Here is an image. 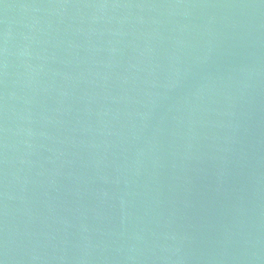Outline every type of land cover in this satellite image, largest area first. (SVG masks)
Segmentation results:
<instances>
[{"label":"water","instance_id":"1","mask_svg":"<svg viewBox=\"0 0 264 264\" xmlns=\"http://www.w3.org/2000/svg\"><path fill=\"white\" fill-rule=\"evenodd\" d=\"M2 264H264V0H0Z\"/></svg>","mask_w":264,"mask_h":264},{"label":"snow or ice","instance_id":"2","mask_svg":"<svg viewBox=\"0 0 264 264\" xmlns=\"http://www.w3.org/2000/svg\"><path fill=\"white\" fill-rule=\"evenodd\" d=\"M0 264H2V262H0Z\"/></svg>","mask_w":264,"mask_h":264}]
</instances>
